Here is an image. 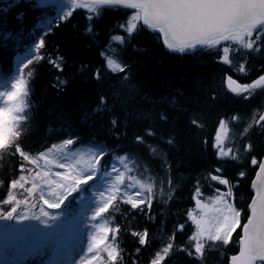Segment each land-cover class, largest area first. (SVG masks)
Returning <instances> with one entry per match:
<instances>
[{
    "label": "snow or ice",
    "instance_id": "obj_1",
    "mask_svg": "<svg viewBox=\"0 0 264 264\" xmlns=\"http://www.w3.org/2000/svg\"><path fill=\"white\" fill-rule=\"evenodd\" d=\"M4 3L6 6L0 8L4 14L0 17V29H3L0 40L4 47L9 41L20 43L30 11L40 12V16L33 17V31L39 28L42 34L24 57H16V73L0 76V111L8 117V141L5 148L0 149V157L5 152L16 157L18 172L8 179L6 186L0 180V187H5V196L0 198V264H125V251L118 244L122 228L97 221L115 207L114 202L122 201L128 206L129 215L143 216L154 223L153 202L157 193L166 200L172 199L171 181L167 182L165 196L163 183L158 186L151 175L141 174L138 178L133 174L138 166L143 167L139 161L104 144L83 147L82 138L70 134L73 132L71 125L67 129L69 134L38 153L25 149L18 129L22 114L29 107L26 101L32 91L31 80L36 66L43 62L62 74L68 64L58 47L52 53L44 51L47 47L45 37L70 22L78 10H86L84 35L95 41L99 35L97 24L107 9L119 11L121 18L112 25L109 41L98 53L101 64L77 62V72L86 78L99 82L103 68L121 83L128 81L130 66L120 57L123 49L142 30L157 34L171 54L193 55L196 51L215 48L219 51L214 57L217 62L231 66V54L225 61L223 51L229 44L227 37L244 32L257 33V30L264 34V0H4ZM12 8L20 9L13 17L15 31L8 28L7 21V13ZM49 13L54 15L49 16ZM243 46L241 43L240 47ZM25 69H29L26 74ZM236 70L241 75H249L252 71L247 68V60L237 65ZM255 72L257 74L249 82L226 75L227 93L244 103L250 102L257 92L264 93V83H258L264 81V65ZM54 79L57 83L53 87L57 91L67 84L61 76ZM229 80L242 90L228 87ZM209 99L216 100L215 93ZM106 105V97L99 95L93 112H110ZM255 111L253 109V114ZM238 116L239 113H232V122ZM159 119L168 121L163 112ZM228 119L229 116H221L216 128ZM261 119L264 120V116ZM189 123L193 127H203L195 117H190ZM109 124L116 129L119 122L113 117ZM123 127L127 128V124ZM113 136L119 141L121 133L115 132ZM155 136L154 129L147 127L135 135L133 143L154 154L157 149L151 139ZM226 142H231L228 136L218 140L215 131L211 143L207 139L201 141L202 151L210 149L216 161L206 173V179L214 182L208 202H205L198 179L192 195L194 207L186 210L183 223L177 222L166 232V238H159L157 247L153 248L147 228L130 232L137 245L136 257L143 250L152 249L149 264H173L172 258L177 252L189 257L191 264H207L209 250L223 254L235 244V254L229 257L227 264H264V154L256 153L250 139L239 150L226 147ZM164 143L173 145L174 135L164 139ZM227 161L243 163L245 167L239 168L235 176H229L224 167ZM162 162L170 169L166 154ZM248 165L255 169V178L250 183V202L244 208L237 202V193L248 175ZM90 199L94 200L91 208ZM186 227L191 232L181 246L177 233H185ZM161 231H166L163 224ZM131 264H138V260L132 258Z\"/></svg>",
    "mask_w": 264,
    "mask_h": 264
},
{
    "label": "trees",
    "instance_id": "obj_2",
    "mask_svg": "<svg viewBox=\"0 0 264 264\" xmlns=\"http://www.w3.org/2000/svg\"><path fill=\"white\" fill-rule=\"evenodd\" d=\"M5 6L4 0H0V8ZM19 10L12 8L7 13L8 28L13 31L17 27L13 17ZM3 15L0 12V17ZM40 15L38 11L28 13L20 43L9 41L7 47H4L0 40V76L14 74L16 57L25 56L35 40L39 39L42 29L33 31V17ZM48 15L53 16L54 13ZM86 15V10H78L70 22L45 37L47 47L44 51L52 53L58 47L68 64L62 74L43 62L36 66L31 80L32 91L26 101L29 107L23 112L25 118L20 121L18 129L20 139L25 149L35 154L69 134L67 129L71 125L73 132L70 134L79 135L83 147L104 144L139 161L143 167L138 166L133 174L138 178L141 174L151 175L158 186L163 183L165 196L169 187L167 182L170 180L172 199L166 200L157 193L152 209L156 217L154 223L143 216L129 215L128 206L122 201L114 202L115 207L110 208L99 220V223L119 225L122 228L118 244L125 251V264H131L132 258L137 259L138 264H149L152 249L143 250L136 257L134 249L137 245L130 232L147 228L155 248L160 243L159 238H166V232L171 231L177 222L183 223L186 210L194 207L192 195L198 179L206 202L213 194L214 182L206 179V173L216 161L210 149L202 151L203 139L211 143L214 131L216 137L223 131L231 141L226 142V147L232 146L239 150L250 139L256 153L264 154V128L256 126V119L264 109V93L257 92L250 102L244 103L227 93L224 82L227 74L240 82H249L257 74L255 69L264 65V34L257 30L250 37H230L228 46L223 50L225 61L231 54L232 65L229 66L217 62L214 57L219 51L215 48L196 51L193 55L171 54L164 48L157 34L142 30L123 49L120 57L130 66V79L121 83L101 68V79L96 82L77 72V62L93 66L101 64L98 53L108 43L109 30L121 18V13L104 10L103 18L97 24L99 35L95 41L98 43L84 35ZM2 31L0 29V33ZM241 43L243 47H240ZM257 48L259 51L255 50ZM244 60H247V68L252 70L249 75H241L236 70V66ZM28 70L25 69V74ZM56 76L67 80L60 91L53 87L57 83L54 79ZM212 93L216 95L214 101L209 99ZM99 95L106 97L105 107L110 108V112H93ZM253 109L257 110L254 114ZM161 112L167 115V123L159 119ZM232 113H239L235 122H232ZM221 116H229V119L221 121L217 129V121ZM113 117L119 122L116 129L109 124ZM190 117H195L203 127H193L189 123ZM125 123L127 128L123 127ZM147 127H152L156 132V136L151 139V144L157 149L154 154H150L144 146L133 143L135 135ZM115 132L121 133L119 141L113 136ZM173 135V145L164 143V139ZM7 141L8 117L0 113V149L5 148ZM165 154L170 169L163 166L162 157ZM224 167L228 170L227 175L235 176L236 171L245 165L227 161ZM144 169L148 172L145 173ZM246 171L248 175L241 182L237 193V202L244 208L250 202V183L255 177V169L250 165L246 166ZM17 175L16 157L10 156L8 152L3 153L0 157V180L6 186L8 179ZM4 196L5 187H0V198ZM162 224L165 232L161 231ZM190 232L191 229L186 227L185 233H177V242L181 246L187 242ZM236 248L237 245H230L223 254L215 249L209 250L206 253L207 264H227ZM172 260L173 264H191L190 258L181 252H177Z\"/></svg>",
    "mask_w": 264,
    "mask_h": 264
},
{
    "label": "water",
    "instance_id": "obj_3",
    "mask_svg": "<svg viewBox=\"0 0 264 264\" xmlns=\"http://www.w3.org/2000/svg\"><path fill=\"white\" fill-rule=\"evenodd\" d=\"M261 81H259L258 83H260ZM228 87H231L233 90H236V91H241L242 89H240L239 85H237L233 80H229L228 81ZM264 116V113L263 115ZM264 120L260 119V123L263 122Z\"/></svg>",
    "mask_w": 264,
    "mask_h": 264
},
{
    "label": "rangeland",
    "instance_id": "obj_4",
    "mask_svg": "<svg viewBox=\"0 0 264 264\" xmlns=\"http://www.w3.org/2000/svg\"><path fill=\"white\" fill-rule=\"evenodd\" d=\"M92 206H94V200H90L89 202V207L91 208ZM85 231H87V229H85ZM85 242H86V232H85Z\"/></svg>",
    "mask_w": 264,
    "mask_h": 264
}]
</instances>
